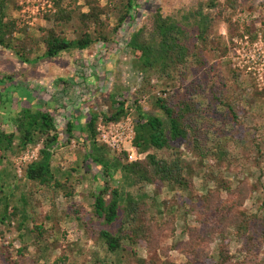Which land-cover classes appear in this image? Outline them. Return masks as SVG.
I'll return each mask as SVG.
<instances>
[{"label": "rangeland", "instance_id": "1", "mask_svg": "<svg viewBox=\"0 0 264 264\" xmlns=\"http://www.w3.org/2000/svg\"><path fill=\"white\" fill-rule=\"evenodd\" d=\"M56 1L15 0L6 8L7 19H14L19 25L14 43L19 47L22 43L26 44L29 51L25 54L28 58L26 61L15 50H6L0 46V98L4 97V104H0V127L11 129L9 116L22 107L54 108L51 103L42 100V94L37 90L36 94L34 90L29 92L26 85L18 82L26 79L24 74L27 72L23 70L26 64H31L29 66H32L36 74L38 64L41 66L40 71H47L51 63L52 71L45 76V80L41 77L32 79L35 85H41V81L50 85L54 82L53 68L60 70V65L69 62L71 66L79 53L78 50L69 49L56 58L44 56L46 48L42 41V28L51 26L47 16L51 11L57 10ZM71 1L64 0L62 6L70 5L73 3ZM211 1H215L216 6L209 7ZM100 3L105 6L108 1L100 0ZM140 3L139 11H142V15L132 24L131 30L126 31L123 28L118 33H111L113 39L119 40V46L112 52H107L108 54H98L104 57L106 66L103 68L96 64L94 67L100 69L93 76L103 87L93 88L89 83L87 89L91 96L88 102H82L92 107L94 112L112 113V95H124L131 100L141 99L140 105L145 111L155 110L161 114L156 106L158 97L175 96L183 93L191 83L194 86L203 83L205 91L198 97L202 117L197 132L209 155L201 157L193 148V143L183 139L170 149L152 151L166 159L180 157L187 167L186 174L193 179L196 192L192 193L164 182L149 184L143 188H128L135 197L142 193L147 195L151 212L158 214L160 223L165 227L160 229L151 244L145 239L137 243L125 240V249L114 254L107 249L103 240L98 239V232L108 229L118 233L125 214L122 207L118 220L112 225L95 216L92 192L96 189L97 182L85 163L89 144L74 137L66 142L64 155L55 151L54 168L65 170L59 179L64 182L69 175L72 188L74 187L73 194L68 196L64 193L53 195L48 187L29 181L25 177L24 167L30 161L23 164L19 160L25 152L16 156L8 152L7 160L0 166V170L6 169L11 176L0 181L4 184L0 196L12 193L11 205L13 208L25 207L27 219L22 222L25 223L21 230L19 224L22 216L14 219L10 225L0 223V264H8L9 254L14 259H21L18 250L24 246L28 247L27 257L21 260V264H138L139 259H153L158 264L166 261L185 264L190 260L187 249L184 250L185 246L187 243H194L189 234L190 228L205 232L207 228L210 230L213 227H225L220 212L214 206L208 210L202 199L211 189L220 186L223 179L228 181L237 196L243 188L247 190L248 196L235 210L240 209L246 223L250 225V232L254 233L255 247L246 238L235 234L236 227L228 226L233 232L229 245L232 262L264 264V240L259 234L264 231V0H140ZM71 6L75 17L69 24L67 33L69 38H76L79 36L76 29L80 27L78 16L82 12H89L90 8L85 0H77ZM157 9L182 22L185 16H190L192 24L199 25L201 21L200 16H193L196 12H202V16L209 15L211 19L205 40L193 42L197 47L196 55L181 68L183 73L175 72L172 77L145 70L139 58L140 54L127 45L132 32L148 26L151 23V14ZM104 18H109L113 26L117 24L118 15L115 13ZM89 31L95 34V26L92 25ZM102 47L104 48L101 43L94 44L87 55L95 56V52ZM6 74L11 76V80L7 79ZM61 77L65 82L73 81L74 78L63 72ZM75 79L78 80V77ZM81 83L83 86L86 84L83 80ZM213 92L231 95L239 116L237 122L226 117L227 108L214 100ZM74 105L71 104L72 107ZM65 108L71 107L68 105ZM60 111H64V108ZM72 112L80 113V109L73 108ZM132 113L136 121L139 113L136 109ZM91 115L79 118L77 130L87 129ZM64 139L66 141V134ZM73 140L76 141L75 145ZM42 146L41 142L35 148L40 149ZM221 149L225 150L226 156L219 153ZM107 179L112 185L118 184ZM220 192V196H217L221 200V205H218L221 209L224 208L223 203H234L232 194L224 186ZM76 207L80 208L78 213L75 212ZM2 211L3 207L0 206V212ZM171 218L175 219L172 224L175 231L166 227ZM201 221H208V224ZM38 225H43L49 231L40 239L43 251L37 248ZM128 228L126 225L125 230ZM222 241V237L216 234L215 239L207 244L210 260L206 264H218L219 245ZM38 255L42 256L39 260Z\"/></svg>", "mask_w": 264, "mask_h": 264}, {"label": "trees", "instance_id": "2", "mask_svg": "<svg viewBox=\"0 0 264 264\" xmlns=\"http://www.w3.org/2000/svg\"><path fill=\"white\" fill-rule=\"evenodd\" d=\"M14 1L0 0V46L6 50H15L17 55L27 61L28 58L25 57V54L29 51L27 45L22 43L19 47L14 43V36L19 30V25L14 19H7L6 8L9 3ZM63 1L57 0L55 2L57 10L51 11L47 16L51 26L42 28L44 32L42 41L46 48L44 56L50 59L56 58L69 49L78 50V52L89 50L96 43L103 44L108 53L112 52L113 49L119 46V40L113 39L111 33H118L123 28L126 31L131 30L132 24L142 15V11H139L141 7L140 0H107L108 4L105 6L101 5L100 0H85L90 10L89 12L80 13L78 16L80 27L76 29V32L79 36L69 38L67 28L75 17V11L72 9L71 4H76L77 0H72L73 3L66 7L62 6ZM212 6H216L215 1L209 3V7ZM112 13L118 15L117 24L114 26L111 25L109 18H104L106 15L111 16ZM202 15V12L193 14L194 17L200 16L201 21L198 25V23H191L190 16H185V20L182 22L170 15H165L161 9H157L156 12L151 14V23L148 26H142L132 32L127 45L134 52L140 54L139 58L145 70L165 77H172L175 72L179 71L183 73L181 68L186 66L190 58L196 55L195 49L197 47L193 43L194 40H205L208 26L211 23L209 15ZM92 25L95 26V34L89 31ZM110 44L111 46H107ZM19 49H22V51ZM200 64L203 65V62H200ZM87 77L90 76L87 74ZM7 79L11 80V76L7 75ZM203 91H205L203 83H197L195 86L191 83L181 94L158 97L156 106L161 114L156 113L155 110L145 111L140 105L141 99L131 100L127 96L114 94L112 95L114 112H93L87 122V129L84 131V128L81 129L83 135L81 139L90 145L85 163L88 164V168L93 172L94 179L97 182V187L92 192L95 199V216L112 225L118 220L119 211L122 207L125 214L118 233L111 232L108 229H102L98 232V239L106 243L110 252L116 254L123 251L125 240L137 243L139 240L145 239L150 243L156 238L160 229L165 227L160 223L158 214L151 212L147 195L142 193L135 197L128 188L137 186L143 188L149 184L164 182L192 193L196 192L193 179L186 174L187 167L180 157L166 159L159 157L152 151L170 149L176 142L183 139L193 143V148L198 151L201 157L209 155V151H206L202 146L197 132L202 117L201 102L198 97ZM213 96L214 100L227 108L226 117L237 122L239 116L231 95L213 92ZM3 100L4 97H1L0 104H4ZM132 109H136L139 113L136 119L135 145L140 152L147 153L145 159L137 161H129L127 153L120 157L114 156L106 145L97 141V125L101 119L104 121H118L128 115ZM10 121L12 124L11 129L0 127V166L7 160L8 152L14 156L21 155L29 149V146H36L42 142L43 146L39 149L38 158L24 167L25 177L29 181L48 187L53 195L64 193L68 196L73 194L74 187L72 188L69 175L66 181H61L55 175L52 166L55 150L64 147L66 142H70L72 138L76 137L73 120H66L65 117L60 119L58 109L22 107L11 115ZM63 122H66L65 130L62 127ZM65 134L67 135L66 141L64 139ZM84 135L88 138L86 139ZM221 150L219 153L223 157L226 156L225 150ZM10 176L11 173L6 169L0 170V181H4L6 177ZM107 178L118 184L112 185ZM222 186L232 194L234 200L232 205L223 203L224 211L218 206L221 205L218 196H220ZM3 187L4 184L0 183V193L3 192ZM67 187L71 190H68ZM246 192L247 190L243 188L237 196L233 193L232 187L228 185V181L223 179L220 186L211 189L208 195L202 197L208 210L214 206V209L220 212L225 227L215 229L213 227L210 230L207 228L205 232L201 229L190 228L189 234L194 243H187V246H185L184 250L187 249L190 255V260L185 264H206L209 262L207 244L215 239L216 234H219L223 239L219 245L218 264H234L229 250L230 238L233 234L228 227L230 225L236 227L235 234L246 238L255 247L253 243L254 233L250 232V225L246 223L245 216L240 209L235 210L243 204L248 196ZM11 194L0 196V206L3 207V211L0 212V223L10 225L14 219L22 216L19 224L21 230L25 223L22 222L27 219L26 208L17 206L13 208ZM23 202L26 203L25 198H23ZM234 210L237 213L233 212ZM79 211L80 208L76 207L75 212L78 213ZM201 222L208 224V221ZM174 223L175 219L171 218L166 227L175 231V227L172 225ZM126 225L129 226L128 230H125ZM36 228L39 232L37 248L43 251L40 239L49 231L43 225H38ZM259 234L263 236L262 240H264V231ZM27 250V246L18 250L21 257L18 260L14 259L12 254H9L7 257L8 264H21V260L27 257ZM133 252L136 253L134 249ZM41 258L42 256L38 255L37 260ZM138 264L158 263L153 259L150 261L139 259ZM163 264L176 263L166 261Z\"/></svg>", "mask_w": 264, "mask_h": 264}, {"label": "crops", "instance_id": "3", "mask_svg": "<svg viewBox=\"0 0 264 264\" xmlns=\"http://www.w3.org/2000/svg\"><path fill=\"white\" fill-rule=\"evenodd\" d=\"M105 48H100L99 51L95 52V56L94 55H87L89 52V50L87 51H83L78 53V55L76 56L75 60H74V64L72 63V65L70 66V62L64 64L63 66L60 65L61 67V71L65 74H68L70 76H74L73 81H68L65 82L64 79L60 76L62 74V72L60 70L54 69L53 68V72H54V76L52 79H54V82L51 83L50 85L45 84V81H41V85H35V83H33L32 79H34V77H36V79H39V77L43 78V80H45V76H48V74L52 71V65L51 63L48 65L47 71H40L41 70V66L38 64V67L36 69L37 73H34V70L32 69V66L30 67L29 65L31 64H26V68L23 70H26L24 75L26 77L25 80H18L19 83H22L24 85H26L30 90H34L35 94H36V90L39 92V94H42V100H45V103H51L52 106H54L53 109H58L59 111V118L63 119L65 117V119L67 120H73L74 124H75V134L77 139L80 141V139L82 138V131L81 129L76 128L77 124H78V120L81 116H88L89 114L91 115L94 112V109L90 106H87L85 104H83L82 100H86L88 102V98L89 96H91V93L88 92L87 86L90 84L93 85V88H99L100 86H102L101 83H99V81L97 79L94 78L93 75H96L94 72H98V70L100 69L99 67L103 68L106 66V62L104 60V57L101 55H98L100 53L103 54H108L106 50H104ZM102 51V52H100ZM97 64V66L99 67H94ZM105 64V65H104ZM33 66L35 64H32ZM36 67V66H34ZM80 69H82L83 71L86 70L85 72H78V70L80 71ZM77 70V71H76ZM99 73V72H98ZM88 74V76H90L89 78H86V75ZM22 76V73H21ZM93 76V77H92ZM23 77V76H22ZM78 77V80L75 79ZM85 81V86L82 85V83L80 84V82ZM44 83V84H43ZM43 84V85H42ZM38 95V94H37ZM74 105L73 107L71 106ZM70 106L71 108H65L66 106ZM60 107L64 108V111H60L62 110L59 109ZM80 109V113H73L72 109ZM47 109V108H46ZM51 109V110H53ZM6 112V111H5ZM11 117V115L9 116ZM62 117V118H61ZM10 119V118H9ZM10 121V120H9ZM11 122V121H10ZM68 122V121H67ZM65 126H66V122L63 123V128L65 130ZM12 128V127H11ZM86 137V135H84ZM88 138V136L86 137V139ZM89 144V143H88ZM57 154L61 152L64 155V147H61L57 150ZM55 158H53L54 161ZM59 160V159H58ZM59 164V162H58ZM52 166H53V171L55 173V175L59 178H61V176L63 175V171L65 172V170L62 169H58L56 167V169L54 168V162H52ZM57 170V171H56ZM68 177V176H67Z\"/></svg>", "mask_w": 264, "mask_h": 264}, {"label": "built area", "instance_id": "4", "mask_svg": "<svg viewBox=\"0 0 264 264\" xmlns=\"http://www.w3.org/2000/svg\"><path fill=\"white\" fill-rule=\"evenodd\" d=\"M132 111L133 109L118 121H104L101 119L97 125V141L106 145L112 155L120 157L127 153L129 161H137L145 158L146 154L140 152L135 145L137 132ZM75 143L76 141L73 140L74 145ZM38 154L39 149L35 146L29 147L20 157V163L31 162L38 158Z\"/></svg>", "mask_w": 264, "mask_h": 264}]
</instances>
